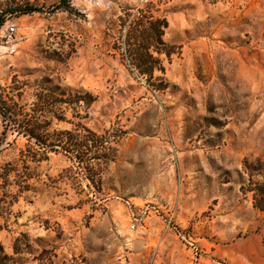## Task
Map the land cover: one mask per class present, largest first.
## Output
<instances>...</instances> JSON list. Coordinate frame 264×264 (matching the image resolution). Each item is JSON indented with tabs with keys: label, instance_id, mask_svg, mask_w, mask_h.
<instances>
[{
	"label": "rangeland",
	"instance_id": "1",
	"mask_svg": "<svg viewBox=\"0 0 264 264\" xmlns=\"http://www.w3.org/2000/svg\"><path fill=\"white\" fill-rule=\"evenodd\" d=\"M1 18L0 264H264V0ZM163 19L151 75L133 50Z\"/></svg>",
	"mask_w": 264,
	"mask_h": 264
},
{
	"label": "trees",
	"instance_id": "2",
	"mask_svg": "<svg viewBox=\"0 0 264 264\" xmlns=\"http://www.w3.org/2000/svg\"><path fill=\"white\" fill-rule=\"evenodd\" d=\"M69 1V0H68ZM32 6L26 5L25 7H19L13 9L10 13L11 14H20V15H28L35 11ZM149 27L146 28L144 34L146 36V40L142 41L136 49L133 50L134 56L139 51L145 53V58L141 60H136L138 68L144 72L151 74L154 70H158L164 72V67L162 65V60L158 57L154 56V53L158 55L164 54L166 57H170L171 52L169 50V46L163 41L162 37L164 35V30L168 27V22L166 19L163 20H155L149 21ZM5 20L2 18L0 19V29L4 25ZM140 26V21L138 20L135 24V27ZM28 135L34 137V131H27ZM65 149V146H62ZM52 150H55L54 148ZM56 151V150H55ZM99 157H95L94 159H98ZM0 252L2 253V247L0 245Z\"/></svg>",
	"mask_w": 264,
	"mask_h": 264
},
{
	"label": "built area",
	"instance_id": "3",
	"mask_svg": "<svg viewBox=\"0 0 264 264\" xmlns=\"http://www.w3.org/2000/svg\"><path fill=\"white\" fill-rule=\"evenodd\" d=\"M15 34H16V29L14 27V25H10L7 27V29L4 32V35L2 37L3 39V43H4V47L6 49V51L10 54H13L16 52V48L14 45L15 42ZM135 226H131L132 229H134Z\"/></svg>",
	"mask_w": 264,
	"mask_h": 264
}]
</instances>
